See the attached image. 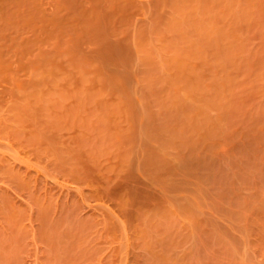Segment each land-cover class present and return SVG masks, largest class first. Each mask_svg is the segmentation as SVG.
<instances>
[{"label":"rangeland","instance_id":"obj_1","mask_svg":"<svg viewBox=\"0 0 264 264\" xmlns=\"http://www.w3.org/2000/svg\"><path fill=\"white\" fill-rule=\"evenodd\" d=\"M0 264H264V0H0Z\"/></svg>","mask_w":264,"mask_h":264}]
</instances>
